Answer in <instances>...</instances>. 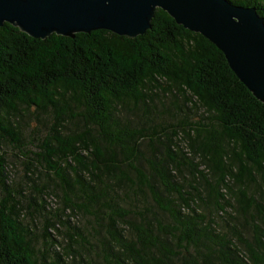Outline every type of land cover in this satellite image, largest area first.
Segmentation results:
<instances>
[{
    "label": "trees",
    "instance_id": "16d2710c",
    "mask_svg": "<svg viewBox=\"0 0 264 264\" xmlns=\"http://www.w3.org/2000/svg\"><path fill=\"white\" fill-rule=\"evenodd\" d=\"M0 264H264V102L159 9L135 37L4 23Z\"/></svg>",
    "mask_w": 264,
    "mask_h": 264
},
{
    "label": "water",
    "instance_id": "95a60500",
    "mask_svg": "<svg viewBox=\"0 0 264 264\" xmlns=\"http://www.w3.org/2000/svg\"><path fill=\"white\" fill-rule=\"evenodd\" d=\"M155 9L213 45L239 83L264 102L263 20L226 0H0V27L33 39L94 30L135 37L149 28Z\"/></svg>",
    "mask_w": 264,
    "mask_h": 264
}]
</instances>
